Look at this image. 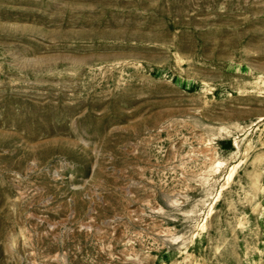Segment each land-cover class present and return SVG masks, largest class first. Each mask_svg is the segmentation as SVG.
I'll return each mask as SVG.
<instances>
[{"label":"rangeland","instance_id":"rangeland-1","mask_svg":"<svg viewBox=\"0 0 264 264\" xmlns=\"http://www.w3.org/2000/svg\"><path fill=\"white\" fill-rule=\"evenodd\" d=\"M0 264H264V0H0Z\"/></svg>","mask_w":264,"mask_h":264}]
</instances>
